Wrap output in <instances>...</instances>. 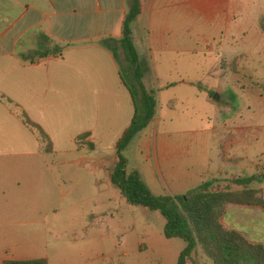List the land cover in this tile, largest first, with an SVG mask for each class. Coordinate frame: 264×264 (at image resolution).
<instances>
[{
    "label": "crops",
    "instance_id": "0c3cea01",
    "mask_svg": "<svg viewBox=\"0 0 264 264\" xmlns=\"http://www.w3.org/2000/svg\"><path fill=\"white\" fill-rule=\"evenodd\" d=\"M138 1L130 35L144 87L156 85L155 112L139 145L152 173L147 182L160 184L159 195L200 187L250 188L264 201V0ZM126 7L127 0H0V264L35 259L57 264L59 258L64 264L58 250V166L75 165L112 186L114 145L129 123L132 105L116 61L97 41L119 38ZM40 33L60 55H27ZM56 100L77 112L87 131L107 130L104 148L112 153L92 155L96 147L89 132L79 133L68 150L85 146L81 156L58 160L52 144L44 150L20 114L51 142L50 129L59 123ZM173 114L177 123L161 125ZM133 170L146 184L140 168L133 164ZM254 174L256 179L240 182ZM93 219L71 223L73 229L63 233L73 257L108 264L98 246L104 234L97 228L104 220ZM219 221L248 242L264 244V206L227 202ZM145 238L127 247L119 240L116 252L125 256L161 247L148 230ZM90 242L97 245L89 253L76 250L75 245ZM159 255L152 259L155 264H161Z\"/></svg>",
    "mask_w": 264,
    "mask_h": 264
},
{
    "label": "trees",
    "instance_id": "16d2710c",
    "mask_svg": "<svg viewBox=\"0 0 264 264\" xmlns=\"http://www.w3.org/2000/svg\"><path fill=\"white\" fill-rule=\"evenodd\" d=\"M139 13V1L127 0L120 36L117 39L102 38L97 43L107 48L118 65V78L128 92L132 115L128 125L115 142L116 162L109 173V182L118 191L125 204L156 210L164 220V238H180L184 245L177 254L175 264H264V244L250 243L238 232L225 229L219 217L227 202L264 206L257 189L209 190L205 187L193 189L184 194L152 195L136 171H125V158L121 151L131 139L146 126L155 112V97L152 89L142 83L143 66L138 59L130 35L131 22ZM49 38L44 34L36 36L35 48L27 55H60V50L48 46ZM122 53V62L117 60L116 50ZM129 80H126V77ZM22 121L43 143V149L51 150V142L44 131L24 114ZM87 146L91 149L92 144ZM264 176H261V178ZM256 179L251 175L246 184ZM2 264H45L42 259L4 261Z\"/></svg>",
    "mask_w": 264,
    "mask_h": 264
},
{
    "label": "rangeland",
    "instance_id": "374dc122",
    "mask_svg": "<svg viewBox=\"0 0 264 264\" xmlns=\"http://www.w3.org/2000/svg\"><path fill=\"white\" fill-rule=\"evenodd\" d=\"M117 59L122 62L120 56ZM126 80L129 79L126 77ZM155 88L156 85L152 89L154 90ZM69 108L64 100H56V113L54 117L58 118L59 123L54 126V129H50L54 156L58 160H62L71 155L81 156L83 152H86L85 146H82L84 151L79 148L81 146L77 148L80 151H68L76 145L75 137L83 132H89L91 140L96 147L93 153L91 152L92 155L100 157L103 155L108 156L112 153L111 150L104 148L108 141V131H87L89 126L84 122V119L82 120L77 112H71ZM175 118V114L164 116L160 123L161 125L175 124L177 123ZM150 126L140 130L136 134L137 136L135 135L136 137L124 147L121 155L128 161L125 171L130 172L133 164L138 166L149 192L152 195L160 196L159 194L163 193V188L160 184L156 181L147 182L146 180V175L151 173V170L148 169L149 161H145L143 155L140 153L142 149L139 147L142 137L147 135V130ZM83 172L82 169H79L75 165H69L68 167L60 165L57 170L55 201L57 206L58 250L61 251V255L64 257V264H90L93 261L91 259V262L89 260L88 262L90 263H88L87 261H82L84 257H73V250L70 248V244H72L69 241L70 238L63 233V231L73 229L74 225L71 226V223L92 220L93 218V220H104L103 223H99V228L97 229H100L99 233L104 234L98 246L101 247L100 253L103 254L106 263L115 264L116 261H119L121 264H155V261H152V259L158 253H160L161 264H170V262L175 260L183 246V241L180 238L165 239L162 236L163 219L157 211L142 212L143 207L141 206L125 205L124 200L118 197L117 190L113 186L109 185L107 187L105 185V180L102 176L93 177ZM174 189L180 191L179 186H176ZM85 214H88V216H85ZM146 230L151 234V239H153L155 244L161 246L157 247L158 252L157 248H154L155 252H131L125 256H119V252H116L119 240L122 246L126 247L133 245L135 242H144L146 241ZM74 234L76 235V232ZM92 234V230H89V237ZM93 245L97 244L90 242L84 246H75L76 250L79 249L80 251L89 253V247ZM57 264H63L60 258L57 260ZM206 264L210 263L207 262Z\"/></svg>",
    "mask_w": 264,
    "mask_h": 264
}]
</instances>
